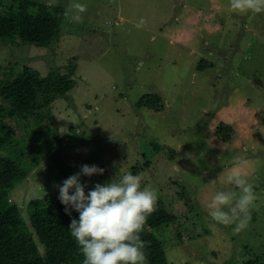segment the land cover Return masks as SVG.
<instances>
[{
    "label": "rangeland",
    "instance_id": "obj_1",
    "mask_svg": "<svg viewBox=\"0 0 264 264\" xmlns=\"http://www.w3.org/2000/svg\"><path fill=\"white\" fill-rule=\"evenodd\" d=\"M45 1L64 3L60 12L73 3ZM75 2L86 5L82 22L73 13L58 16L50 23L60 31L52 47L0 41V84L21 66L42 76L71 72L74 81L41 123L22 121L17 139L2 150L30 166L8 203H17L30 224L29 201L59 191L81 166L96 165L103 175H80L86 193L113 177L140 174L142 186L177 214L166 224L157 202L148 218L169 264H243L264 254V13L233 12L229 0ZM44 13L35 23L50 22ZM204 59L212 66L199 69ZM146 94L160 95L163 108H138ZM224 123L231 126L228 142L218 136ZM234 168L258 196L240 233L215 222L206 208L216 192L239 191L226 182Z\"/></svg>",
    "mask_w": 264,
    "mask_h": 264
},
{
    "label": "trees",
    "instance_id": "obj_2",
    "mask_svg": "<svg viewBox=\"0 0 264 264\" xmlns=\"http://www.w3.org/2000/svg\"><path fill=\"white\" fill-rule=\"evenodd\" d=\"M19 1L23 0H0V41L18 46L31 44L52 47L60 31L58 27L51 28L50 23L58 22L59 17L66 12L58 9V4L63 6L64 3L56 2L55 7L52 3L47 5L45 0H27V5L19 6ZM41 13L49 16L48 24L35 23ZM209 66L212 65L204 59L198 68ZM3 79L0 84V99L3 101L0 104V264H83L84 257L69 229L72 218L79 219V213L73 210L71 216L66 214V206L59 199V191L54 189L43 198L29 201L28 224L20 206L11 200L8 203L7 196L28 177L30 166L23 165L3 152L7 145L17 139L18 131H21L17 126L22 121L27 120L29 123L33 117L37 123H41L46 112H50L49 107L53 101L73 88L71 72L58 73L52 69L46 76H42L30 66H21L4 75ZM136 106L161 110L163 101L158 94H146L138 100ZM38 130L41 132L40 127ZM217 131L222 141L230 140V125L224 123ZM152 145L156 152L162 148L159 143ZM138 170L139 167L134 171ZM157 202L167 212L163 217L165 223H174L177 214L167 210L162 198L158 197ZM141 239L146 242L147 264H169L163 239L151 229L149 219ZM262 260L264 254L260 253L254 260L243 264H263L260 262ZM224 264L232 263L228 260Z\"/></svg>",
    "mask_w": 264,
    "mask_h": 264
},
{
    "label": "clouds",
    "instance_id": "obj_3",
    "mask_svg": "<svg viewBox=\"0 0 264 264\" xmlns=\"http://www.w3.org/2000/svg\"><path fill=\"white\" fill-rule=\"evenodd\" d=\"M229 8L237 13H264V0H229ZM85 11L86 5L73 0L65 16L73 13L71 19L79 23L83 19L80 14ZM144 24L142 18L137 27ZM233 159L242 162L239 155ZM104 172L105 169L96 165H83L81 173L70 176L58 186L66 214L71 216L73 210L79 213V219L72 218L69 229L84 257L83 264H147L146 242L141 239V233L148 218L156 211L157 191L142 186V175L127 173L96 183L86 193L80 175L91 177ZM226 182L239 191L216 192L206 208L215 222L235 225L234 233H240L251 221L258 196L254 185L239 169L230 170Z\"/></svg>",
    "mask_w": 264,
    "mask_h": 264
},
{
    "label": "water",
    "instance_id": "obj_4",
    "mask_svg": "<svg viewBox=\"0 0 264 264\" xmlns=\"http://www.w3.org/2000/svg\"><path fill=\"white\" fill-rule=\"evenodd\" d=\"M258 83H260V81Z\"/></svg>",
    "mask_w": 264,
    "mask_h": 264
}]
</instances>
